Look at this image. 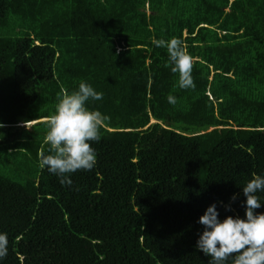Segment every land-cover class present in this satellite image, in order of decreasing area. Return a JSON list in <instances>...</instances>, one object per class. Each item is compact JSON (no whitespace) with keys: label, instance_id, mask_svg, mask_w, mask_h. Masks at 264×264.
Listing matches in <instances>:
<instances>
[{"label":"trees","instance_id":"obj_1","mask_svg":"<svg viewBox=\"0 0 264 264\" xmlns=\"http://www.w3.org/2000/svg\"><path fill=\"white\" fill-rule=\"evenodd\" d=\"M0 264H264V0H0Z\"/></svg>","mask_w":264,"mask_h":264},{"label":"clouds","instance_id":"obj_2","mask_svg":"<svg viewBox=\"0 0 264 264\" xmlns=\"http://www.w3.org/2000/svg\"><path fill=\"white\" fill-rule=\"evenodd\" d=\"M34 123V122H33ZM22 124H19V126H21Z\"/></svg>","mask_w":264,"mask_h":264},{"label":"rangeland","instance_id":"obj_3","mask_svg":"<svg viewBox=\"0 0 264 264\" xmlns=\"http://www.w3.org/2000/svg\"><path fill=\"white\" fill-rule=\"evenodd\" d=\"M150 122H152V121H150Z\"/></svg>","mask_w":264,"mask_h":264}]
</instances>
